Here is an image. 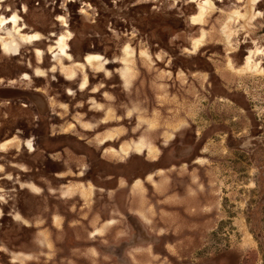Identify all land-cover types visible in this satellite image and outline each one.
Masks as SVG:
<instances>
[{"label": "rangeland", "instance_id": "374dc122", "mask_svg": "<svg viewBox=\"0 0 264 264\" xmlns=\"http://www.w3.org/2000/svg\"><path fill=\"white\" fill-rule=\"evenodd\" d=\"M212 1L215 12L209 13L199 29L192 19L199 13L197 0H0V16L17 14L21 25L27 26L24 33H39L42 37L39 44L26 43L18 37L14 25L3 29L1 35L10 42V53L0 43V88L31 91L41 86L66 101V88L77 86L67 84L63 75L74 80L80 71L84 74L80 88L86 89L87 70L103 72L110 61L85 70L76 69L69 61H63L65 66L59 65L49 51L67 31L72 34L68 44L73 60L89 54L123 57L125 46L135 54L136 49L140 54L164 49L167 70L180 72L178 81H169L164 87L159 105L152 102L147 109H138L130 118L119 121L136 122L127 141L134 143L140 158L129 156V145L121 147L123 154L105 157L114 156L115 162L123 164L131 162L136 177L142 179L158 168L179 163L191 165L192 174L186 169L179 174L173 171L165 180L171 182L176 177L173 183L181 205H169L167 212L158 210L156 204L162 201L161 197L148 191L144 201L151 205L145 218L149 229L138 223L134 227L136 240L148 241L144 249L138 246L121 250L127 245L106 242L98 250L80 251L72 247L86 246L60 242L47 254L37 251L35 264H264V0L256 4L254 0ZM235 10L240 16L231 24L233 45L228 46L221 28L228 14ZM61 16L66 19L67 28L58 20ZM199 34H204L205 46L197 51L192 39ZM249 55L256 71L241 75L236 69L245 65ZM207 57L211 58L209 62ZM38 60H44L40 67L45 72L36 70V75L44 76L43 79L34 73ZM135 62V56L126 63L120 62L123 78L127 72L133 77L139 75L137 69L134 72ZM50 69L53 73L46 76ZM39 70L44 75H38ZM192 71L205 72L191 79L188 75ZM98 81L103 80L92 79L93 83ZM141 95L134 96L141 101L145 97ZM82 96L87 97L84 93L74 94L68 107L52 101L45 121L37 119L35 107L27 98L0 101V135L2 131L5 136L12 135L20 127L33 133L36 122L98 121L104 112L97 108L102 107L94 98L90 99L91 109L76 106L80 101L75 100ZM95 98L102 99L101 95ZM109 105L106 121L116 120L117 113L124 114V107L114 111L112 101ZM73 129L70 125L66 130ZM5 136H0V141ZM8 140H12L11 145L17 141ZM112 140L110 135L103 143ZM28 143L32 142L28 140L27 147ZM139 144L145 149L142 153L136 151ZM111 152L117 153L115 149ZM93 158L99 171L111 169L109 164L97 161L98 155ZM142 184L137 180L135 187ZM132 204L140 209L139 200L132 199ZM8 230L15 237L28 232L10 218L0 217V264H10L8 253L1 249ZM68 233L72 238L71 231Z\"/></svg>", "mask_w": 264, "mask_h": 264}, {"label": "crops", "instance_id": "0c3cea01", "mask_svg": "<svg viewBox=\"0 0 264 264\" xmlns=\"http://www.w3.org/2000/svg\"><path fill=\"white\" fill-rule=\"evenodd\" d=\"M201 36L199 34L192 40ZM166 53L164 49H156L148 52L150 60H144L140 57V50L136 49L134 72L137 69L139 75L133 77L127 72L126 78L122 77L124 67L119 62L122 56L105 54L104 57L110 63L105 66L103 72L87 70L86 89L80 88L84 79L82 72L77 71L74 80H68L63 75L67 84L77 86V89L66 88L65 95L68 99L66 101L59 100L58 94L48 93L47 89L41 86L31 91L0 88L1 102L27 98L35 107L37 119L42 121L49 117L52 101L61 107H68L72 104L74 94L84 93L87 96L76 99V102L80 101L76 106L80 104L91 109L90 99L94 98L95 103L102 107H98L97 111L104 112L96 122H36L34 126L36 130L33 133H27L22 127L12 135L5 136V132H1L0 136H5L6 139L0 141V144L8 139L17 141L7 150H0V198L3 199L0 202V217L10 218L24 231L29 232L15 237V234L8 230L6 239L1 241V249L8 253L10 264H35L37 251L47 254L56 249L60 242L86 246L72 247L80 251L82 248L98 250V247L106 242L127 245L121 247V250H134L138 246L144 249L146 248L144 244L148 241L136 240L134 227L135 223H138L146 230L149 229L145 218L151 205L144 201L145 196L149 194L148 191H154L161 197L162 201L156 204L158 210L167 212L169 205L174 208L181 205V198L176 197L177 186L173 183L176 177H173L171 182L165 180L170 178L168 176L173 171L179 174L186 169L192 174L193 172L189 170L191 165L179 163L167 168H158L142 179L136 177L131 162L123 164L120 161L115 162L114 156L113 160L105 157L109 154H123L121 147L129 145L132 148L129 156L135 155V159L140 158L141 155L134 151V143L127 141L132 136L136 122L119 121L130 118L138 109H147L152 102L159 105L158 99H162L164 87L169 85V81H178L180 72L177 69L167 70ZM210 59L206 58L208 62ZM74 60L84 62L85 56ZM37 63L38 67L34 69L35 76L43 79L44 76L36 75V70L41 69L45 72L46 69L40 67L44 60H38ZM107 72L109 74H106ZM204 72L192 71L188 76L194 79L195 75ZM52 73L50 69L45 75L49 76ZM94 77L102 78L103 81L93 83ZM136 93L141 97L145 96L144 99L139 101L134 96ZM98 95H101V101L95 98ZM111 101L112 110L124 107L125 111L123 115L117 113L116 120L106 121L105 112L109 109ZM69 123L74 127L72 131L66 130L70 126ZM110 135L113 140L103 143ZM28 140L34 145L33 151L26 146ZM111 149H115L117 153L111 152ZM94 154L98 155V162L109 164L111 169L107 172L96 169L98 165L93 158ZM149 176L152 177L151 180L148 179ZM137 180L142 181V186L135 187ZM191 190L193 191L192 188ZM131 198L141 202L140 209H136ZM127 201L130 202L126 204ZM10 202L13 204L10 205ZM69 231L73 234L72 238ZM96 231L100 233L94 235ZM105 238L109 240L106 241Z\"/></svg>", "mask_w": 264, "mask_h": 264}, {"label": "bare ground", "instance_id": "6f19581e", "mask_svg": "<svg viewBox=\"0 0 264 264\" xmlns=\"http://www.w3.org/2000/svg\"><path fill=\"white\" fill-rule=\"evenodd\" d=\"M258 1L259 0H254V4L258 3ZM197 2H198L199 13L192 16L193 24L204 25L205 19L207 18L209 13L215 12L214 11L215 10V4H214V1H212V0H197ZM252 7H253V5H252ZM239 16H240V13L238 10L230 12L228 14L227 19L224 21V23L222 25L221 33H222L226 43L228 44V46L233 45V43H232L233 42V39H232L233 35H232L231 24H233V22H235L236 18ZM58 20L63 23L64 27H66V28L68 27V23L64 17L61 16ZM21 21H22L21 18L17 14H14V15L8 16V17L4 16V15L0 16V43L3 47V50L7 53H10V47H9L10 42L6 41L7 38L2 36L1 34L3 33V29L10 24L14 25L15 27L18 28V30H17L18 37L21 38L23 42L35 43V42H39L42 39V37L39 33H33V34L24 33V30L27 28V26L21 25ZM71 37H72L71 32L67 31L65 34H62L57 38V40L55 41V45L50 47L49 52L51 54H53L55 57H57L59 65L65 66L64 62L69 61V62L73 63V66H75L76 69L85 70V68L93 67L94 65H97V64L103 65V64L109 63L108 59H106L104 56L99 55V54L87 55L85 57V63L75 62L73 60L72 55L69 52L70 47H69L68 41L71 39ZM204 39H205V36H204V34H202L201 37H199L193 41L195 50L198 51V49H200L202 46H204V41H205ZM37 53L39 55L42 54L41 50H37ZM123 53H124V56L119 60V62H122V63L128 62L130 59H132L135 56V51L129 46H125ZM140 57L144 60H150V55H148L144 52H141ZM252 61H253V57H251L250 55L247 56L245 65L243 67L237 69L236 71L238 73H240L241 75H242V73H244V75H245V73L247 74V73L255 72L256 67H252ZM127 65H128V63H127ZM68 67H70V66H68ZM231 67H232V64H230V68ZM100 70H102V68ZM259 73L261 74L263 72H259ZM38 75L42 76L44 74L41 70H39ZM25 79H30V77L26 76ZM12 143H13L12 140L4 141L3 143H1L0 148L2 150H6L7 146L11 145ZM28 147L31 151L34 150V145L32 143H28ZM143 150H145L144 147L141 144H139L136 151L138 153H142ZM0 170H1V167H0Z\"/></svg>", "mask_w": 264, "mask_h": 264}]
</instances>
